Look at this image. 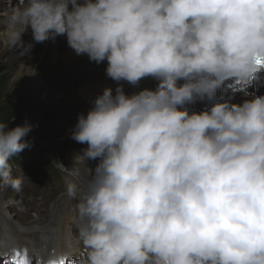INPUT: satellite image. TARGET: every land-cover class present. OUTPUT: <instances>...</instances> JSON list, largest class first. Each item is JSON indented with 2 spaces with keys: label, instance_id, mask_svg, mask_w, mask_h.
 I'll list each match as a JSON object with an SVG mask.
<instances>
[{
  "label": "clouds",
  "instance_id": "obj_1",
  "mask_svg": "<svg viewBox=\"0 0 264 264\" xmlns=\"http://www.w3.org/2000/svg\"><path fill=\"white\" fill-rule=\"evenodd\" d=\"M29 28L107 61L113 81H158L106 88L78 116L77 158L99 159L76 206L85 264H264V96L185 107L212 99L221 75L250 83L261 70L264 0H9L0 45L22 58ZM32 130L0 122V182L16 190L9 162Z\"/></svg>",
  "mask_w": 264,
  "mask_h": 264
},
{
  "label": "rangeland",
  "instance_id": "obj_2",
  "mask_svg": "<svg viewBox=\"0 0 264 264\" xmlns=\"http://www.w3.org/2000/svg\"><path fill=\"white\" fill-rule=\"evenodd\" d=\"M10 2L13 6L18 3L16 0H10ZM8 7L9 0H0V12L7 10ZM61 37L62 40H66V37ZM58 39L51 40L47 43V52H42V48L44 45H46L45 42H42L38 45L36 55L32 59L29 69H27L25 65V57L27 54L21 58V56L18 55L19 50H11L0 45L1 100L6 102L11 101L16 105L15 110L13 111V113L16 115L13 119L15 126L22 125L25 120H27L33 125V130L28 134L27 137H32L35 143L37 141L39 144H43L49 150L53 151V154L49 157L46 155H41L39 159L32 161V165L27 169V174L30 178L39 177V170H41V168L48 169L54 160H59L60 158L65 160L71 159V166L76 165L74 162L76 156L75 152L79 149H84L87 147L86 144H79L71 138L74 129L67 132V129H70V125H72L75 121L74 119L78 118V116L81 114V110H83L82 107H79L77 110L74 109L75 112L71 111V109H66L67 111L64 110V105L66 102L64 100L65 98L61 99L63 97H59L60 99L52 102L49 105H45L44 100H31V80L34 77H38L40 81L45 82L47 85L49 84V88L55 89L58 92L61 91L60 93L64 92L62 96H68V94H70V92L73 90L72 87L78 85L79 83H75V81L70 82L68 80H59V61L58 58L53 59V55L61 57L60 54H62V52L64 53L69 48V46L63 43V45L59 47L57 45ZM23 40L25 42L24 38ZM22 63L25 67L22 65ZM78 73L79 75H83L80 71H75L71 74L73 75ZM54 74H57L58 76L55 77L56 79L53 78ZM64 116H66L68 119L70 118V120H65ZM64 120L68 122L64 123ZM89 161L87 164L96 163L93 160ZM83 168L85 169V167ZM74 170L79 169L74 167ZM78 173L84 174V171L81 169L75 174L79 176ZM79 177L85 179L83 176ZM26 184L27 181L22 180L20 187H25ZM30 193L35 195L37 190L31 188ZM21 202L24 204V206L28 207V201L26 198H22ZM11 208L12 207L10 206L8 211L9 214L13 212ZM31 208L36 210L39 209L37 212H41V218L46 217V222L52 220L53 216H49L52 211H49V209L46 210L44 206L38 205L35 201H33ZM52 208H54V212L56 210H62V204H57ZM26 215H21L18 217L24 218ZM9 224L12 225V223Z\"/></svg>",
  "mask_w": 264,
  "mask_h": 264
},
{
  "label": "bare ground",
  "instance_id": "obj_3",
  "mask_svg": "<svg viewBox=\"0 0 264 264\" xmlns=\"http://www.w3.org/2000/svg\"><path fill=\"white\" fill-rule=\"evenodd\" d=\"M80 2H82V0H80ZM23 38L25 39L26 44L33 45L31 50L27 53V56L25 57V65L26 68L29 69V67L31 66L32 59L35 57L38 45L40 43H36L33 40L32 31L30 28L26 31ZM56 39H58L57 45L59 47L63 45V43L67 44V40H62L61 36L56 37ZM49 41L51 40L45 41L46 45H44V47L42 48V52L43 51L47 52L48 49L47 43ZM60 55L61 57H57L53 55L54 56L53 59L58 58L59 61V69H58L60 72L59 80L60 81L68 80L70 82L75 81V83L79 82L78 85L82 87L85 96L79 98L70 97L69 94L68 96L67 95L62 96L64 93L63 91H62L63 93H60L61 91L58 92L55 89L49 88V84L47 85L45 82L40 81L38 77L36 78L34 77L31 80L32 81L31 100H38V101L44 100L45 105H49L52 102H55L61 97H63L61 99L65 98L64 100L66 102L64 105V110L71 109V111L75 112L74 109L77 110L79 107H82L83 110H81V114L87 115L88 111L93 106L94 99L97 97L96 91L95 92L87 91V88L90 89L91 87L89 84L94 83V81H101L100 84H103L107 80L112 81V79L107 77L106 75L105 70L107 67V61L97 64L94 61H90L86 54L77 55L74 52V50L71 49L70 47L64 53L62 52V54ZM75 71H80L83 75H79V73L72 75L71 73ZM255 76L258 77L261 82H264V69L258 71L255 74ZM55 77H58L57 74L56 75L54 74L53 78ZM140 82H141L140 85H142L141 89H148L147 85H149L154 87L155 90L158 85V81L152 77L143 78L140 80ZM178 83L182 84L180 82ZM96 86H97V90L100 89L99 84ZM138 87L139 85L136 87V89H138ZM259 93H264V89ZM226 101H227V95L215 94L212 99H208L207 97L204 98L196 97L193 100V102L185 105V107L189 110L190 114L192 112L199 113L205 111V108H211L212 105L215 103H226ZM64 119L68 121L70 120V118L68 119L66 116H64ZM74 120L75 121L73 122V124L70 125L71 126L70 129H67V132L75 128V125L78 122V118H75ZM68 121H65L64 123H67ZM96 166H97L96 163L94 164L88 163L84 167L86 170L88 167L89 169L94 171ZM20 205L24 206L22 202L20 203ZM17 211L18 210H15L13 212H17ZM49 211H52L49 216H53V217L52 220L47 221L46 225L44 226L38 225L37 227H29V228L26 227L23 229H19L13 224L10 225L9 223L11 222H9L8 219L7 220L0 219V252L2 253L7 252L10 248L14 246V236H15L17 239L18 246H29L33 253L48 254V255L59 253V257H64L65 253H69V252L78 253L80 248L78 249V247L75 244V240L77 238V234H76L77 223L73 222L75 215L67 208L59 211L56 210L55 212H54V208H51L49 209ZM28 214H29V209L25 210L24 215L23 214L22 215L23 216L26 215V217H28ZM41 217H42L41 212L40 211L37 212L36 220L44 221L46 219V217L45 218H41ZM19 220L22 221L23 218ZM6 232L14 234L13 238H10L9 235L6 234ZM33 244L35 246H32ZM71 247L75 250H73ZM21 251H25V250L21 249ZM54 259L55 257L52 258V260ZM41 260L45 261V259H41Z\"/></svg>",
  "mask_w": 264,
  "mask_h": 264
},
{
  "label": "trees",
  "instance_id": "obj_4",
  "mask_svg": "<svg viewBox=\"0 0 264 264\" xmlns=\"http://www.w3.org/2000/svg\"><path fill=\"white\" fill-rule=\"evenodd\" d=\"M1 95H0V122L8 123L9 122V127H14L15 122L12 120L13 117L16 115L13 113L15 110L16 105L12 103L11 101H2L1 100Z\"/></svg>",
  "mask_w": 264,
  "mask_h": 264
},
{
  "label": "snow or ice",
  "instance_id": "obj_5",
  "mask_svg": "<svg viewBox=\"0 0 264 264\" xmlns=\"http://www.w3.org/2000/svg\"><path fill=\"white\" fill-rule=\"evenodd\" d=\"M257 66L261 69L264 68V60L257 58ZM17 252L9 253L8 255H0V261H3V264H15L14 257L17 255ZM25 264H28V261H25ZM50 264H56L55 261H51ZM60 264H64L63 261Z\"/></svg>",
  "mask_w": 264,
  "mask_h": 264
}]
</instances>
